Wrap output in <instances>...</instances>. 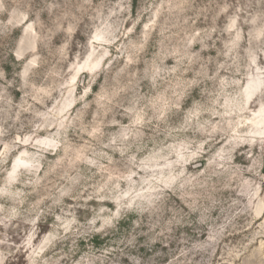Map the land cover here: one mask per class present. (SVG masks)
<instances>
[{"label":"clouds","instance_id":"clouds-1","mask_svg":"<svg viewBox=\"0 0 264 264\" xmlns=\"http://www.w3.org/2000/svg\"><path fill=\"white\" fill-rule=\"evenodd\" d=\"M0 264H264V0H0Z\"/></svg>","mask_w":264,"mask_h":264}]
</instances>
